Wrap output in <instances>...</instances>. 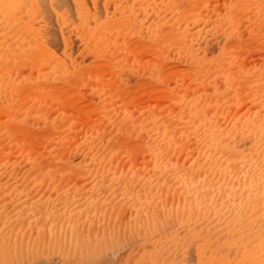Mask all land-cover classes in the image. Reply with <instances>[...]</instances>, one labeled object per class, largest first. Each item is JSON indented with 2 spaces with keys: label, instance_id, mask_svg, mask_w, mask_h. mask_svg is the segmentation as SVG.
<instances>
[{
  "label": "rangeland",
  "instance_id": "1",
  "mask_svg": "<svg viewBox=\"0 0 264 264\" xmlns=\"http://www.w3.org/2000/svg\"><path fill=\"white\" fill-rule=\"evenodd\" d=\"M98 1H99V6L97 8L100 10L99 12L102 15L106 14V11L108 10L110 11L113 10V8L111 7L105 10L106 8H104L103 7L104 4H102L103 0H98ZM196 1H197L196 7L200 8L201 11L203 10V8L207 6L214 5L215 9L212 7L214 9L212 11H214L216 16L218 14H221L222 18L217 19L215 21V20H211L212 17L207 16L210 20H208V18L205 17L201 19L203 21H199L196 24L197 31L199 30L200 27H202V29H200L199 32H195L196 30L192 31L193 35H191L192 32L190 34L189 31L186 33L187 38H185L183 34L182 39L188 43L185 44L187 48L185 49V51L182 52L177 47L175 49L174 44L171 43L174 41V37H176L174 35V31H170L172 33L168 32L169 30H167L165 26H163L162 28L164 30L158 33L159 34L158 38H156L158 40L154 38V34L143 33L140 30L137 32L138 27L136 25L137 29H135L136 28L135 24L134 26L131 25L132 26L130 27L131 29L129 28H127V30L125 29V32L126 31L129 32L131 36H129L130 34L126 35L127 33H125L124 30H120L119 28L115 27L113 28L114 30L113 33L111 32L113 30L110 31L111 33L110 32L107 33L109 35L112 34L110 35L111 36L110 38L106 37L107 43L104 42L106 41L105 37L103 40L104 43L101 41L102 39L100 38L101 44H99V46H102V44L105 45V43L106 45L109 46L107 47L105 45L104 47L103 45L104 49H102L103 47L102 48L99 47L97 43L92 42V44L93 45L96 44V46L95 45L93 46L92 44L88 43V45H92V48H89V50L84 49L81 52H77L76 50L77 49L79 50V47L82 44H80L78 39L74 38V58L76 59L75 70H78L79 72L74 70L75 72H78L75 74L73 71V73L71 74L72 76H70L71 81H69V85L68 82H65L64 88H61L60 85L57 86L58 85L57 83H56L57 85H55L56 87H54L53 89L51 88L52 86H50V88L52 89V93H55L56 95L58 93L57 97L60 98L62 97L61 99L65 103H63V106L62 103H60L61 101L58 103L55 98L56 97L55 94H54L55 95L54 99L56 100V102L51 97L46 98L47 95L46 93H49L51 91L48 89L49 88L48 86L47 88L46 86H44L46 89H48V92L44 88L45 91L42 89L39 91V94H37L38 96L40 95L39 97L36 95L37 98H39V100L40 97L44 99V100L41 99L42 103L44 102V108H46L45 103L47 105L50 98L53 99L52 101H54L55 103L52 102L50 105H48L47 108H49L51 105L54 104L57 105L58 103L59 104L57 105V107L59 106L58 109L64 111L66 110L67 111L66 113H68V115L66 116L65 120H63V118L60 119L65 121L64 123L61 124L57 123L58 121L57 114H59V116L62 115L63 117H65L64 116L65 114L63 113V111L60 110H58V113L55 114L57 110L56 106H54V108H50L48 112L47 110L46 112H44L45 109L41 108L42 104L40 103L41 104L40 105L38 102H36V104L37 105L39 104L40 106L39 105L37 106L38 108L35 109V112L36 110L38 111L40 107L43 110L42 111L43 113L41 112L42 115L44 113L45 114L48 113V115L50 114V117L48 119H47L48 115L47 117L43 115L44 119H40L42 115L41 116L38 115L39 114L38 112H36V116H33L34 115L33 111L35 108L34 106L35 101H33L34 105H32L33 102H31L33 99H25V101L28 100V103L26 101L24 105L21 104L20 106L19 104V109L20 108L22 109V107L25 108L27 105L28 106L32 105V106L29 108L27 107L29 109V113L31 114V116L28 115V119L24 121V122L29 121V125L27 124L28 129L24 128L26 130H23V128L22 129L20 128L18 132L19 134H17V137L19 136L17 142H19L20 144L21 139H23L24 137L28 138V141L26 142L29 145H31L32 148H34L33 149L34 153L33 150H31V153H27L28 151L30 152L27 143H24L23 146L25 148L24 150L25 152L27 151L26 152L27 155L33 153V155H31L33 157H30L33 159V161L29 160V162L30 163L32 162V164L39 162V166L37 163L35 164L37 166L36 167L37 169L34 171H29L27 173H22V174H12L13 176L16 177L14 179H18L20 181L25 182L26 186L24 187L13 184L5 185L6 179H3V177L7 178L6 175L3 174L2 176H0L4 180L2 181V183H0V209L11 210L16 207L18 202L21 204L25 203L27 206L25 209H23L22 213L25 212L30 215V218L24 219L22 217V213L19 214L18 217L14 218L9 223V226L6 229L8 235L17 244L22 245L23 248L27 250V253L24 254L23 259L15 261L16 264H197L196 250H197V242L199 240H192L187 234L184 233L181 236L179 232V225L177 224L178 221L176 219L173 218L167 219L166 223L162 221L161 223L164 224L163 225L161 224L162 226L158 228L159 230H149V231L142 230L143 232L140 231L139 233H130V231L125 230L126 226H134L136 224V219L134 218V206L127 202V196H126L127 184L125 183L126 179L134 178V177H143V178L150 177V180L148 181L146 186V191L148 192L149 196L153 198L155 202L159 203V205H162L163 207L165 206L175 207L174 204L178 203L181 198V192L178 188V185L172 183L174 182L173 180H167V179L162 180L159 174L156 173L151 174L148 171V166L151 164V158L149 152L151 151L152 146L150 147V144L152 145L153 143V145L158 146L161 149H164L166 154L170 155L172 153L171 158L169 157L171 160L174 161L176 160V157H179V159L181 158L182 162H184L186 160V159L184 160L185 154L181 150L182 149L184 150V148H186L185 153L186 152L188 153L190 151L188 149L194 148L195 145L192 139L191 141L187 140L188 138H186L185 135L186 133L184 134L183 132L182 133L183 137H181V129L182 130L185 129L184 127H183L184 129L181 128V126L183 125L182 120L188 119L186 116H184V113L187 112V116L188 115L190 116L191 114L190 118L192 117L196 118L199 116V112L201 111L200 115H204L205 113L211 114V116L213 115L214 118L216 119L215 115L216 112L218 111L217 115L218 116L222 115L223 117L221 119H219L218 117L217 120L224 119L225 121L226 119V121H228V119L229 120L237 119L239 115H241V118H243L247 114H249L251 110L255 109L257 105L256 101H258V96L260 94H264V69L262 68L264 67V0H239L235 4L234 12L233 11L229 12L228 10L227 11L225 10L224 2H227V0H222V1L196 0ZM87 2L91 3V0H87ZM221 4L224 7H221ZM69 6L71 12V14L69 13V16L71 15L72 17L70 16V18H73L76 16V13H74L75 8L72 2H69ZM194 7L195 4L192 7L193 10H190V12H194ZM44 8L45 7H43L42 9V16H44L46 20L49 22V26L51 28L48 31H53L54 34L53 37L56 40L55 43L49 41L50 43H48L49 44L48 46L50 48H53V46L55 45V48L53 49L60 52L62 45V43H60L62 42V34L63 36L65 35V33L67 35L68 32L67 28L59 24L55 10L52 8L50 3H46V8H45L48 11V14L47 12H45L46 10H44ZM204 21H206V24H203ZM211 22H212V26L214 27V25H216L215 27L217 28L213 29V27L211 26ZM162 29L160 28V30ZM62 30L64 32L66 30V32L64 33L62 32ZM121 31H123L125 34H123ZM230 32L234 35L231 34L230 36H228ZM198 33L201 34L199 35ZM163 34L164 36L166 35V37H164L165 39L167 37L170 38V36L171 38L170 39L167 38L165 40L163 38ZM168 34H173V35L167 36ZM109 35L105 34V36H109ZM161 35H162V40L160 39ZM113 37L115 38L112 39ZM248 37H250V39ZM108 39L115 40V42L109 45L110 43H108ZM150 39H155L157 41V44H154V42H150ZM143 40L149 41V44L147 42H142ZM169 43L172 44L173 47L172 45H169ZM159 44L162 47L161 46L157 47V45ZM190 45H193L191 46L192 48L189 47ZM93 48H95V50ZM100 48L102 49V51L100 50ZM105 49H107V52L108 51L109 52L108 53L104 52ZM161 49L163 53H161L162 51L160 52ZM224 49L226 53L224 54V57H220L223 55L222 52ZM186 50L188 52H191L192 56L195 55V57L194 58L191 57V55L188 53L189 58L188 57L186 58V55L188 56V54L184 53L186 52ZM97 51L100 54H98ZM93 52L95 54L97 52V54L95 55ZM161 54H163L165 58L163 57L162 59ZM207 54L209 55L207 56ZM98 55L101 58H99ZM210 55L213 58L214 57L215 58L214 59L210 58ZM198 57L200 58L201 62L199 61L197 63ZM192 58L195 59V61L193 60L194 63H192L193 61L189 62ZM160 59H162L163 61L162 60L160 61ZM210 59L211 61H209ZM103 60L104 62L107 61L105 65L102 64ZM116 60H119L118 64H115V62H117ZM151 61L153 63H157L155 64L156 67L161 63L160 65L161 69L160 70L155 69L154 68L155 65ZM214 61L216 62L218 61L217 64ZM86 62L91 63L92 65L89 64L91 66L88 67V65L85 64ZM93 62L95 65L93 64ZM98 63L99 64L101 63V65H98ZM150 63H152L154 67L153 66L151 67ZM214 63L216 64V66L214 65ZM82 64H84L85 67ZM228 64L229 66H227ZM231 64L233 66L231 67L230 70L232 73L230 72V75H226L224 73V70H229ZM107 65H109V67H107ZM27 66L28 67L26 68L29 69L28 64ZM101 66H103V68H101ZM214 66L216 69L214 68ZM87 67L89 70L87 69L86 70L89 72L90 69L91 71L92 69H94V71L95 70L97 71L95 73L94 71L91 72L92 73L91 75L90 74L86 75L88 73L85 74L86 70L84 69ZM24 68L25 67L23 66L22 70ZM80 68L81 69L83 68L84 71L80 72L81 71ZM206 68H208V71ZM118 69H122V70L124 69V70L119 71ZM201 69L207 71V72L205 71V76L203 75L201 76L202 73L204 74V72H202ZM221 69L223 70L221 71ZM26 70L23 71V75H27L25 74ZM113 72L115 73L116 76L117 73L121 74L123 78L119 74H118L119 76L116 77L113 74ZM208 72L209 74L211 73L212 76L211 74L210 75L207 74ZM80 73L83 74L84 77H82V75L80 78L77 77ZM93 73L97 74L96 75L97 77L100 76L101 79L98 78V82L96 80H95L96 82L94 81L95 78ZM112 74L116 79L113 78L112 79L113 82L110 83L108 81V78L111 79L113 77L111 76ZM73 77H77V80L76 78L73 79ZM196 77L199 78L198 79L199 82L197 79H195ZM225 77H228V79H225ZM81 78L83 79L87 78V79L81 80L82 81L81 83L79 82ZM117 78H120L121 80ZM89 79H92L96 83V85H94L95 83L92 84L91 82L93 81L92 80L90 81ZM72 80L75 81L73 82ZM106 80L107 82H105ZM191 80L193 81V84L196 85V88L195 85L194 86L192 85ZM114 81H117L118 85H116ZM137 82L138 83L143 82V83H140L141 86H139ZM70 83L72 84V86L70 85ZM103 83L109 84V85L107 84L109 89H107L108 87L105 85L107 88L103 90L104 93L101 90L103 89L101 88L103 87L101 85H104ZM260 83H261V87H260ZM111 84L113 86H116L117 89L115 90V87L114 88L111 87L110 86ZM133 84H137L138 86L137 85L135 86ZM73 85H75L74 87H77L75 88V90L76 89L78 90L77 94L74 93L77 91H74ZM120 85L121 86L123 85L124 87V89L122 87L121 90H125L122 91V93L119 87H117ZM190 85L192 86L190 87ZM126 86L128 87L126 88ZM197 86H199V88ZM252 86L255 87L258 86L259 89H256L255 91L252 88ZM136 87H138V89ZM188 87L192 89L198 88V90L196 91L193 90L195 91L194 94V92L193 93L190 92L192 91V89H189ZM230 87H232V90L230 89ZM110 88L112 89V91L106 92V90L107 91L111 90ZM64 89L69 90L66 91L68 94L64 93L65 92ZM71 90H73V92ZM99 90H101L102 92ZM203 90H205L204 93L202 92ZM234 90H237L236 92H240L241 94L238 95L235 94ZM70 92L74 93L73 95L74 98L72 99L71 98L69 99V97H72V94ZM199 92L201 95L198 94ZM212 93L215 96H213ZM223 93H225L224 94L225 96L223 95ZM232 93L234 94V97H232ZM41 94H43V96L46 94L44 96L46 98V101ZM191 94L193 95L192 97L196 95L197 98L203 96L204 94L205 95L202 98L200 97L199 99L196 100H192V101L190 100L188 103L185 102L186 100L188 101V99L191 97L190 96ZM183 95H187L186 99H183L185 98L183 97ZM35 98L34 100H36ZM175 98H178V100L177 99L175 100ZM181 98L184 100V102H182ZM213 98L215 99L217 98L218 101L216 102L215 99ZM226 98L227 100H225V102L222 103L224 105L222 106V104H220L219 106L220 101L222 102ZM22 101H24V99H22ZM22 101L19 103H22ZM112 101L114 102V105H116L118 109L114 107ZM94 103H97V106L96 104L93 105ZM100 104H103L105 107L104 106L102 107V105ZM119 104L120 106L124 105L125 106L124 109L118 107ZM169 104H171V106ZM159 105H161V108L159 107L158 109H156ZM217 105H218V110L215 112L214 115L213 111L217 109ZM166 106H168L167 108L170 111L165 108ZM126 107H128V109H126ZM0 108L2 109L1 105ZM96 108L101 109V111L97 110ZM174 108L175 109L178 108L177 110L180 109L179 112L184 111V113L183 112L179 113L177 110L175 111ZM143 109L145 112H147V114L144 115L140 114L143 111ZM20 110L19 112L17 111L16 113L12 112V114L15 113L14 115L16 116V119L21 117ZM104 110H106L107 113L104 112ZM166 110L169 111L168 113H170L171 111L173 112L170 113L169 115H165V113L163 112H165ZM196 110L198 111L196 112ZM2 111H0V113ZM116 111L119 112L117 113ZM221 111H223L222 114H220ZM247 111H249V113H247ZM59 112L63 114H60ZM120 112L121 114H119ZM152 112L154 113L151 114ZM177 112L178 114L176 115ZM5 113L7 114L5 117L7 118L9 116L11 117L9 120L11 121L15 120L14 115H8L9 113L11 114V112L8 111ZM174 113L176 116L172 115ZM117 114H119L120 116H118ZM162 114H164L165 116L163 115L164 118L160 119L159 115ZM4 115H5L4 112L0 114L2 118ZM37 115L40 116V118L37 119L36 118ZM130 115H132V119ZM170 115H172L171 119H170ZM233 115L236 116L232 118ZM224 116L228 118H224ZM1 117H0V123H2V121L5 122L6 119L2 120ZM69 117L71 119H69ZM72 117L76 118V120L75 121L73 120V122H71ZM102 118L105 121L102 120ZM129 118L131 119L130 121ZM148 118L150 122L149 121L147 122ZM152 119L153 122L151 121ZM238 119H240V117ZM67 120H69V122ZM133 120L135 121V123ZM7 121L8 119L6 120V122ZM117 121L118 122L120 121V123L117 124ZM123 121L125 123L127 122L126 126L124 127L123 125H125V123ZM128 121L131 122V124H128ZM154 121L157 123V124L155 123L156 124L155 126L151 124L154 123ZM162 121H165L166 123H162L163 125L161 124L162 126L161 127L159 123ZM66 122L69 123L67 125L73 131L72 136H69L71 130H69L68 133V129L70 128L68 127L66 128L67 126ZM34 123L36 125H34ZM41 123L42 126L44 124L46 125L47 128L49 127L50 129H54V127L52 126H55L56 123L58 125H56V130L54 131L50 130L49 128L48 129L50 131L48 130L46 131L45 130L47 129L46 127L43 128L45 130L44 131L42 128L39 129ZM86 123L87 125L89 123L88 125L89 127L86 125ZM32 124L35 127H32L31 126ZM50 124L52 125L49 126ZM64 124L65 126H63ZM23 125L25 126L26 123ZM164 125L166 126L170 125V126H167V129H165ZM120 127H123V129L122 128L120 129ZM38 130L39 131L42 130L43 132L41 131L39 132ZM98 130L104 132L103 135L101 136V139H99L100 136L98 138L100 143H98L97 140L98 145L101 144V152L103 151L104 146H105L104 147L105 150L107 149L106 151L104 150L105 153H103L104 155L102 154L103 156L96 158V161L98 162V163L96 162L97 165L100 163L99 167L98 168L95 167L96 163H94L95 165L94 167L91 166V162L89 163L90 165L85 164L84 163L85 158L82 156H79L77 160L71 157V154L74 151L73 144L76 141L78 142V140H79L78 143L84 140L85 139L84 135L86 134L87 136L88 132L92 133L89 135H95L96 132H100ZM119 130L120 131L123 130L122 131L123 134L119 133L117 136V133L120 132ZM165 130L169 131L170 133L169 132L168 133L170 135L166 133V136L163 140L165 141L167 140L169 144L171 140L173 149H170L168 143H165L166 145L164 146L166 147H164L163 144L161 143L156 144L158 140L154 139L153 141L152 139L153 137L150 136L151 132L156 133V134L151 133V135L153 134L154 136L160 134V136H162L161 137V141H162V138L165 135L164 133L167 132ZM34 132L37 135H35ZM60 132H64V134ZM55 133L56 134L58 133L59 136L55 135ZM65 133H67V135H65ZM53 134L55 135V137H62L60 138V140L61 139L63 140L64 138V141H61L60 143V141L58 140L59 138L55 139V137L52 136ZM44 135L46 137L51 135L52 138H50L49 136V139H45L46 137ZM115 135L116 137H114ZM173 135H175V137L177 136L179 139L181 137L180 140L183 141L184 144L191 142L192 147H190L191 143L190 144L188 143L190 148L187 147L188 144L187 146L182 144L183 146H180L181 148L180 150H178L177 146L174 145L176 142L174 141V137L172 139ZM66 136L72 141L69 139H65ZM169 136L171 138H169ZM13 138H9L10 141L8 140V138H0V148L3 145V144L1 145V143H4L3 146L6 147V150H8V147H10L9 148L10 150L12 149L11 147H13L14 148L13 150L18 155L17 151L20 150V148L16 151V149L19 146L18 147L16 146L18 143L16 142V138L15 140ZM11 140L12 141L14 140L13 143L15 144L16 142V145L12 146L13 143L12 144L9 143L12 142ZM55 140L58 141L59 146L61 144L60 150H62L61 153H63V155L64 154L66 155V160L65 157L61 158L63 157L62 155H60L61 153L58 154L59 156L56 155L60 151L58 152L56 151L57 153H52V150L56 146ZM149 140H151V142L147 144ZM175 140L177 141L176 144H178L179 142L180 145V140H177V138H175ZM7 143L10 144L11 146L8 145ZM78 143L75 144V146H77ZM54 144L55 146H53ZM58 145L55 148L58 149L59 148ZM168 147L169 149H167ZM4 152L7 153L8 151H4ZM13 152L9 151L7 154L10 156L14 154ZM22 152L24 151L21 150L20 151L21 154L19 155H22ZM42 152L45 153L47 152V154H45L46 156ZM51 153L54 155L53 157L50 156L51 159L50 158L48 159L47 156L52 155ZM23 155L21 156V158L23 157ZM173 155H175L176 157L175 156L173 157ZM181 155L183 157H181ZM3 156H1L0 159ZM9 156L8 158L5 157V159H9ZM16 157L18 156L14 155V158ZM25 158L26 157H23L22 159L27 161L28 159ZM49 161L51 162L50 164L46 163ZM66 161H68V163ZM75 161H77L78 164ZM177 163H179V160L177 161ZM65 165L67 167H64ZM117 179H121L122 181H124L125 189L122 184L123 182L119 183L117 182ZM98 201L101 202V204L100 203L98 205L93 204L94 202H98ZM128 222H134V224L130 225L128 224ZM92 224L94 226H90ZM1 226H2V221L0 220V228H2ZM184 235L187 236L184 237ZM97 237H99V240H102L104 242L101 244L102 247L99 248V250L97 249V243H96ZM154 240L156 242L157 248L158 247L161 248L157 250V256L155 260H152L151 257L156 253V251H150V250L144 251L143 249L146 247V245L149 242H153ZM190 240L191 242L193 241L192 245L190 244ZM226 249L228 250V254H229V250L232 251V248H224L223 253L227 252ZM233 250H234L233 251L234 254L236 255L237 253L236 250L235 249ZM233 252H231L230 256L234 255L232 254ZM230 256L228 255V258H231ZM234 256L232 258H234ZM232 258L230 259V263H232L233 261Z\"/></svg>",
  "mask_w": 264,
  "mask_h": 264
},
{
  "label": "bare ground",
  "instance_id": "2",
  "mask_svg": "<svg viewBox=\"0 0 264 264\" xmlns=\"http://www.w3.org/2000/svg\"><path fill=\"white\" fill-rule=\"evenodd\" d=\"M238 1L239 0H227V2H224L225 7L222 6V4H221V7H224L226 11L228 10L229 12H232V11L234 12L235 11L234 10L235 4ZM69 2H72V4L74 5V8H75L74 13H76L77 17L75 16L73 18H70L71 15L69 16V13L71 14V12H70ZM46 3L51 4L52 8L55 10L56 17H57L59 24L61 26H65L67 28V31H68L67 35H66V33H65L66 30H65V32L62 30V32H64L65 35L63 36V34H62V42H60V43H62V45H61L60 52L53 49V48H55V45L53 46V48H50L48 46L49 45L48 43H50L49 41L55 43L56 40L53 37V35H54L53 31H48L51 28L49 26V22L46 20V18L44 16H42V9H43V7L46 8ZM196 3H197L196 0H103L102 4H104L103 7L106 8L105 10L109 9L110 7L113 8V10L112 9H111L112 11L108 10V11H106V14L102 15L99 12L100 10L97 8L99 6L98 0H91V3H88L87 0H0V105L2 107V109L0 108L1 109L0 111L3 110L2 112H4V114H5L3 116V118L1 116L0 117L2 120L8 119V121H9V122L8 121L6 122V120H5V122L2 121V123H0V138H8V140L10 141L9 138L14 137L13 139L15 140V138H16V142H17V139L19 137V136L17 137V134H19L18 132H19L20 128L21 129L23 128V130L28 129L27 124L29 125V121H27L28 123L24 122V121H26V119H28V115L31 116L28 108L31 107L32 105H34L33 101H35V105H34L35 108L33 111L34 115L32 114L33 116H36V112H38L39 113L38 115L41 116L42 115L41 112L43 111L42 109H45L44 112H46V110L48 112L50 108H54V106L57 107V105H59L58 103L60 101H61L60 103H62V106H63V103H65V102L61 99L62 97L61 98L57 97L58 91L56 92L57 93V95H56L55 93H52V89L54 87H56L55 85H57V84H58L57 86L60 85L61 88H64V85H65L64 83L68 82V85H69V81H71L70 76H72L71 74L73 73V71L76 68L75 67L76 59L74 58V38L78 39L80 44H82L79 47L80 51L78 49L76 50L77 52H81L84 49L89 50V48H92V45H93L92 42L97 43L99 46V44H101L100 40L102 39L101 41L103 42L104 37L106 40L104 42L107 43L106 37L110 38L111 37L110 35H112V34L109 35L107 33H109L115 27L119 28L120 30H124V32H125V29L126 30H127V28L131 29L130 27L134 26V24H135V27H136V25L138 27L137 32L140 30L143 33L154 34V38L156 39V38H158V35H159L158 33L162 32L164 30L162 28H163V26H165L166 29L169 30L168 32L174 31V35L176 37L173 36L174 41L172 40L173 42H171V43L174 44L175 49L177 47L182 52V51H185V49L187 48L185 44L188 43L182 39L183 34H184L185 38H187L186 33L190 31V34H191L192 31H195L197 29L196 24L199 21H203L201 19H203L207 16L212 17L213 19L211 18V20H215V21L217 19L222 18L221 14H218L216 16L214 11H212L215 9L214 5L213 6H211V5L207 6V7L203 8V10L201 11L200 8L196 7V5H197ZM194 4H195L194 12H190V10H193L192 7L194 6ZM208 7H211V8H208ZM45 8H44V10H46ZM216 9H217V7H216ZM45 12H47V14H48L47 10ZM222 13H224V12H222ZM208 20H210V19L208 18ZM221 21H224V20H221ZM203 24H206V21H204ZM216 24H217V22H216ZM220 24H221V22H220ZM211 26H212V22H211ZM215 26L216 25H214V27L212 26L213 29L217 28ZM137 27L135 29H137ZM160 28L162 30H160ZM63 29H64V27H63ZM200 29H202V27H200L199 30ZM115 30H118V29H115ZM199 30L198 31L196 30L195 32H199ZM251 30H253V29H251ZM111 32L113 33L114 30ZM121 32L123 34L127 33L126 35L130 34L127 31L125 33L123 31H121ZM170 33H172V32H170ZM105 34L109 35V36H105ZM231 34L232 33L230 32L228 36H230ZM169 35H173V34H168L167 36H169ZM191 35H193V32ZM232 35H234V34H232ZM129 36H131V34ZM160 37H161L160 39L162 40V35ZM164 37H166V35L164 36V34H163V38ZM114 38L115 37H113L112 39H114ZM170 38H171V36H170ZM170 38H168V39H170ZM248 38L250 39V37H248ZM147 39H148V37H147ZM155 39H150V42H154V44H157L156 40H158V39H156V40ZM195 39H197V38H195ZM109 40L110 39H108V43H110L109 45H111L113 42H115V40H110V42H109ZM142 42H147L149 44V41L143 40ZM193 42H194V40H193ZM54 43H52V44H54ZM88 43H90L92 45H88ZM106 43H105V45H106ZM158 43H160V42H158ZM94 45L96 46V44H94ZM103 45L104 44H102V46H99V47L102 48ZM105 45H104V47H105ZM169 45H172V44L169 43ZM193 45H190L189 47H191ZM106 46L109 47L108 45H106ZM159 46H161V45L160 44L157 45V47H159ZM104 47L102 49H104ZM172 47H173V45H172ZM101 48H100V50L102 51ZM170 48H171V46H170ZM93 49L95 50V48H93ZM161 51H162V49L160 50V52ZM97 52H96V54H97ZM104 52H107V49H105ZM223 52H222V54H223L222 56H220V55H218V56L224 57V54L226 53L225 49L223 50ZM161 53H163V51ZM184 53L185 54L189 53L190 55L192 54L191 52H188L187 50ZM75 54H76V52H75ZM98 54H100V53L98 52ZM189 54H188V56L186 55V58L187 57L189 58ZM161 55H162V57H161L162 59H163V57L165 58V56H163V54H161ZM193 55H194V53H193ZM208 55L209 54H207V56ZM166 56H167V54H166ZM196 56H198V55H196ZM98 57H99V55H98ZM191 57L194 58L195 55L194 56L191 55ZM200 57H203V56H200ZM99 58H101V57H99ZM193 58L189 62H191L193 60L195 61V59H193ZM210 58L214 59L215 57L213 58L210 55ZM225 58H226V56H225ZM162 59H160V61ZM198 59H197V63L199 61L201 62L199 57H198ZM116 61L117 62H115V64H118L119 60H116ZM152 61H154V60H152ZM194 61L192 63H194ZM209 61H211V59ZM78 62H79V60H78ZM82 62H84V61H82ZM95 62H96V60H95ZM102 62L101 63L104 65H105V63H107V61L104 62V60ZM214 62L217 64L218 61L217 62L214 61ZM101 63L100 64L98 63V65H101ZM152 63H150L151 67L152 66L154 67V65L157 64V63H153L154 64L153 65ZM203 63H205V62H203ZM215 63H214V65L216 66ZM25 64H26V66H25ZM27 64L29 65L30 70L26 68V67H28ZM85 64L88 65V67L92 65L91 63H87V62ZM89 64H91V65H89ZM93 64H94V62H93ZM82 65H84V64H82ZM109 65H107V67H109ZM160 65H161V63H160ZM160 65H158L159 67L157 66L158 68L155 65L154 68L157 70H160L161 69ZM212 65H213V63H212ZM219 65H221V64H219ZM222 65H223V63H222ZM23 66L27 70L25 68L22 70ZM201 66H202V64H201ZM215 66H214V68H215ZM227 66H229V64ZM84 67H85V65H84ZM88 67L85 68L84 70H86V69L89 70ZM231 67H233L232 64L230 66V69L227 67L229 70H224V73L226 75H230ZM83 68L82 69L80 68V70H81L80 72L84 71ZM101 68H103V66H101ZM110 68H111V66H110ZM262 68L264 69V67H262ZM206 69L208 71V68H206ZM24 70L27 71V72L25 71V74H27V75H23ZM87 70H86L85 74L86 73H88V74H86V75H89V74L91 75L92 74L91 72L94 71V69H92V71L90 69V72ZM118 70L120 71L122 69H118ZM219 70H220V68H219ZM222 70L223 69H221V71ZM75 71H78V70H75ZM75 71H74L75 74L79 72V71L78 72H75ZM96 71L97 70H95L94 73ZM119 71H117V72H119ZM201 71L204 72V74L202 73L201 76L202 75L205 76L206 70L204 71L201 69ZM213 71H214V69H213ZM209 72L207 74H209ZM21 73H22V75H21ZM113 74L115 75L114 72H113ZM113 74L111 76H113ZM118 74L119 73H117V76H119V75L122 76L121 74H119V75ZM81 75H82V77H84L83 74H81V73L78 76L77 75H75V76L80 78ZM96 75L97 74H94V78H95L94 81L96 80L98 82V78L99 79H101V78H100V76L97 77ZM220 75H222V74H220ZM253 75H252V77H253ZM211 76H212V74H211ZM222 76H224V75H222ZM243 76H241V77H243ZM77 77H73V79L76 78V80H77ZM96 77H97V79H96ZM24 78H26V79H24ZM113 78H115V77L113 76L111 79L108 78V81L110 83H112ZM120 78H117V79H120ZM122 78H123V76H122ZM199 78H200V76H199ZM199 78L196 77L195 79L198 80ZM86 79L81 78L79 82L82 83L81 80H86ZM225 79H228V77H225ZM89 80L91 81L92 79H89ZM94 81L91 83L94 84L96 82V81L95 82ZM191 81H190V84H191ZM60 82H61V84H60ZM103 82H104V80H103ZM105 82H107V80ZM114 82L116 85H118L117 81H114ZM198 82H199V80H198ZM76 83H77V81H76ZM140 83H143V82H140ZM140 83L137 82V84L139 86H141ZM103 84L104 85H101V86H103V87H101V88H103V89H101L102 91L108 87L107 86L108 83L107 84L103 83ZM137 84H133V85L136 86ZM70 85L72 86L71 83H70ZM94 85H96V83ZM192 85L193 86L195 85V84H193V81H192ZM192 85H190V87ZM44 86H46V88L48 86L49 87L48 89L51 90L49 92L50 94L49 93H46L47 95L45 94L46 98L51 97L54 99V97L56 95L55 98L58 102L57 105L54 104V105H51L52 107L50 106L49 108H47L48 105H50L52 102L53 103L56 102L55 99H54V101H55L54 102V101H52L53 99L49 98V102L47 101L48 102L47 105L45 103L46 108H44V102L42 103V100H44V99L40 97V100H39V98H37V96H38L37 94H39L40 90H42V89L44 90V88H45ZM50 86H52L51 87L52 89L50 88ZM74 86L75 85H73V87ZM110 86L113 88L115 87V90L117 89L116 86H113L112 84ZM120 86H117V87H119V89L122 93V91H125V90H121L123 85L121 86V88H120ZM127 87L128 86H126V88ZM190 87H188V88L192 89ZM197 87L199 88V86H197ZM232 87H230L231 90H232ZM260 87H261V83H260ZM46 88H45V90L48 92V89H46ZM66 88H68V87H66ZM75 88H77V87L73 88L74 91H77V92H74V93L77 94L78 90L77 89L75 90ZM136 88L138 89V87H136ZM136 88H135V90H136ZM195 88H196V85H195ZM198 88L192 89V91H190V92H192V93L194 92V94H195V91L198 90ZM252 88L255 91H256V89H259L258 86L257 87L252 86ZM59 89H60V87H59ZM107 89H109V87ZM123 89H124V87H123ZM101 90H99V91H101ZM193 90H195V91H193ZM66 91H69V90H65V92H64V93L68 94ZM71 91L73 92V90H71ZM109 91H112V89L108 90V91L106 90V92H109ZM204 91L205 90H203L202 92L204 93ZM234 91H235L234 93L237 95L241 94L240 92H236L237 90H234ZM200 92L198 93L199 95H201ZM227 92H229V91H227ZM51 93H52V95H51ZM74 93H71L72 97H69V99L74 98L73 97ZM103 93H104V91H103ZM181 94H184V93H181ZM205 94H207V93H205ZM215 94H218V93H215ZM224 94L225 93H223V95ZM41 95L43 96V94H41ZM49 95H51V96H49ZM187 95H188V93H187ZM187 95H183V97H185L183 99H186ZM35 96H36V98H35ZM69 96H70V94H69ZM190 96L191 97L188 99V101L186 100L185 102L188 103L190 100L192 101V100L199 99L200 97L201 98L203 97V96H200L199 98H197L196 95L194 97H192L193 96L192 94ZM213 96H215V95L213 94ZM228 96H230V95H228ZM232 97H234L233 93H232ZM34 98L36 100H34ZM46 98H45V101H46ZM57 98H59V99H57ZM75 98H77V97H75ZM217 98L216 99L213 98V99H215V101L217 102L218 101ZM22 99H24V101H22ZM25 99H33L32 101L30 100L31 102H33V104L32 105L30 104L31 106L27 105L25 108L22 107V109L20 108L21 109L20 110L19 104L21 106V104L24 105L26 101L28 103V100L25 101ZM176 99L178 100V98H175V100ZM183 99H182V102H184ZM225 100H227V98L224 99L222 102L219 100L220 101L219 106H220V104L225 102ZM21 101H22V103H19ZM36 102H38L39 104L40 103L42 104V107H41L42 109L39 107L38 111L36 110V112H35V109H37L38 108L37 106L39 105V104L37 105ZM106 102H105V104H106ZM170 102H172V101H170ZM256 102H257V105H256L255 109L251 110L250 113H249V111H247V113H249L247 115L244 113L246 115L245 117L241 118V115H239L238 118L240 117V119H238V118L237 119H231V120L228 119V121H226V119H225L226 122L224 121V119L223 120H217L218 117H219V119H221L223 117L222 115H219V116L217 115L218 105H217V109L213 111L214 115H215V112L217 111L216 115H215L216 119L214 118L213 115L211 116V114L205 113L204 115H200L201 111L199 112L198 117L190 118L191 114H190V116L189 115L187 116V112L184 113V111H181L184 113V116H186L188 118L186 120H182L183 125L181 126V128L184 127L185 129L184 128H183L184 130L181 129V137H183L182 133L184 132V134L186 133L185 135H186V138H188L187 139L188 141L189 140L191 141V139L194 141V143H195L194 148H192V149L187 148L190 151L192 150L191 152H193V149H194V152L191 153L189 151L191 154L189 152H188L189 153L188 154L187 152L185 153L186 148H184V150L182 149L181 151H183L185 154L184 160L186 159L185 160L186 162L184 160H183L184 162H182L181 158L179 159V157H176L175 155H173V157L174 156L176 157V160L178 158L179 163H177L178 160L173 161L170 159L172 153L170 155L166 154L164 149H161L158 146L153 145V143H152V145L150 144V147L152 146V148H151V151L149 152L150 158H151V164L148 166V171L151 174L152 173L159 174L160 178H162V180H164V179L173 180L174 182H172V183H175L178 185V188L181 192L180 201L178 203L174 204L175 207H169V206L163 207L162 205H159V203L155 202L153 200V198L151 196H149L148 192L146 191V186H147L148 181L150 180V177H148V178L134 177V178L126 179L125 183L127 184V188H126L127 202L134 206V218L136 219V224L134 226H126L125 230L130 231V233H139L142 230H144V231L159 230L158 228H160V226H162L164 223H166L167 219L173 218V219H176L178 221L177 224L179 225V232H180L181 236L184 233V234H187L192 240H199L197 242V250H196L197 264H264V94H260L258 96V101H256ZM97 103H94L93 105L96 104V106H97ZM108 103H110V102H108ZM112 103L114 105L113 101H112ZM112 103H110V104H112ZM173 103H174V101H173ZM100 105H102V107L104 106L103 104H100ZM169 105L171 106V104H169ZM223 105L224 104H222V106ZM58 107L56 108L57 110L55 109L56 112L54 110L55 114H57L58 110H60V109H58ZM114 107H116V105H114ZM114 107H112V108H114ZM118 107L124 109L125 106L124 105L120 106V104H119ZM159 107L161 108V105H159L156 109H158ZM167 107L168 106H166L165 108L167 110H169ZM60 108H61V105H60ZM96 109L101 111V109H98V108H96ZM102 109H104V108H102ZM126 109H128V107H126ZM174 109H172V110H174ZM177 109L178 108H176L175 111ZM19 110L21 112L20 113L21 117L16 119V116L14 114L17 111L19 112ZM8 111L11 112V114L9 113L8 115H14L15 120H13V121L9 120L11 118L10 116L8 118L5 117L7 115L5 112H8ZM60 111H63V113L65 114L64 115L65 117H63L62 115H61L62 116L61 117V116H59V114H57L58 115L57 116V119H58L57 123H59V124L64 123L65 121H63V120H65L66 116L68 115V113H66L67 112L66 110L65 111L60 110ZM143 111H144V109H143ZM143 111L140 114H143V115L147 114V112H145V111L143 112ZM166 111L163 112V113H165V115H169L170 113L173 112V111H171L170 113H168L170 111L169 110V111H167V113H168L167 114ZM177 111L179 112L180 109ZM197 111L198 110H196V112ZM210 111H212V110H210ZM12 112H15V113L12 114ZM104 112H106V110H104ZM178 112L176 113V115L178 114ZM181 112H179V113H181ZM205 112H206V110H205ZM213 112H212V114H213ZM222 112L223 111H221L220 114H222ZM63 113H60V114H63ZM113 113H115V112H113ZM153 113L154 112H152L151 114H153ZM119 114H121V112ZM119 114H117V115L120 116ZM38 115L36 117L37 119L40 118V116H38ZM43 115L47 117L48 113H46V114L44 113ZM43 115L40 119H44ZM123 115H124V113H123ZM163 115L164 114L159 115L160 119L164 118L165 115L164 116ZM172 115H175V113ZM172 115H170V119H171ZM53 116H54V114H53ZM130 116L132 119V115H130ZM175 116H173V117H175ZM235 116L236 115H233L232 118ZM49 117H50V114L48 115L47 119ZM62 118H63V120H60ZM224 118H228V117L224 116ZM51 119H52V117H51ZM69 119H71V118L69 117ZM131 119L129 118V121ZM153 119H154V117H153ZM153 119L151 120L152 122H153ZM73 120L75 121L76 118L72 117L71 122H73ZM102 120H104V119L102 118ZM102 120H101V122H102ZM116 120H117V118H116ZM116 120H114V121H116ZM176 120H178V119H176ZM67 121L69 122V120H67ZM125 121H127V120H125ZM129 121H128V124H131V122H129ZM148 121L150 122L149 118L147 119V122ZM68 122H66V125L69 124ZM25 123H26V125H25L26 127L23 125ZM57 123L55 124V126H52V127H54V129H50L49 127L48 128L50 130H53V131L56 130V125H58ZM119 123H120V121L119 122L117 121V124H119ZM126 123H125V125H123V127L126 126ZM134 123H135V121H134ZM141 123H143V122H141ZM145 123H144V126H145ZM155 123L156 122L154 121V123H151V124H153L155 126L157 124V123L156 124ZM162 123H166V122L165 121L160 122L159 123L160 126ZM36 124H37V122H36ZM36 124L34 123V125H36ZM51 125L52 124H50L49 126H51ZM70 125H73V124H70ZM86 125H87V123H86ZM88 125H89V123H88ZM31 126L35 127V126H33V124ZM41 126H42V123L40 124L39 129H41V128L43 129L44 127H46V125H44V124L42 127ZM63 126H65V124ZM147 126H148V124H147ZM164 126H165V129H167V126H170V125H167V126L164 125ZM38 127H37V129H38ZM67 127H68V125L66 126V128ZM123 127H120V129L121 128L123 129ZM161 127H160V130H161ZM24 128H26V129H24ZM48 128L45 130L50 131ZM68 128H70V127H68ZM92 128H93V125H92ZM59 130H61V129H59ZM69 130H71V128L68 129V133H69ZM38 131H36V132H38ZM40 131L43 132L42 130H40ZM98 131H100V130H98ZM122 131L118 132L117 136L119 133H122ZM165 131H167V130H165ZM31 132H33V131H31ZM70 132L72 134L69 133V136H72L73 131L71 130ZM168 132L169 131L164 133L165 135L162 138V141H161L162 136H160V134L155 135L156 136L155 137L153 134H156V133L151 132L153 134L151 135V133H150V136L153 137L152 138L153 141H154V139L158 140L156 144L161 143L164 146V145H166L165 143H168L167 140L166 141L163 140L166 136V133L168 135H170L169 134L170 132L169 133ZM60 133L64 134V132H60ZM96 133H99L101 135L96 134ZM96 133H95V135H89L92 133L88 132L87 136H86V134L84 135V138H85L84 140H82L80 143H78L79 140H78V142L76 141L73 144L74 151L72 152L71 157H73L75 160H77L79 156H82L85 158V161H84L85 164L90 165L89 163L91 162V166L94 167L95 166L94 163L97 162L96 158L103 156L104 155L103 153H105V151L107 150V149L105 150V148H104L105 146L104 147L102 146L103 151L101 152V144L98 145V143H100L99 139H101V136L103 135L104 132L100 131V132H96ZM34 134H35V132H34ZM35 135H37V134H35ZM55 135L59 136L58 133L57 134L55 133ZM55 135L53 134L52 136L55 137ZM65 135H67V133H65ZM49 136H50V138H52L51 135H49ZM49 136H47L48 138L45 136L46 137L45 139H49ZM99 136H100V138H99ZM114 137H116V135ZM173 137H174V141L176 143H177V141L175 140V138H177V140L181 139V137L179 139L177 136L175 137V135L172 136V139H173ZM36 138H37V136H36ZM60 138H62V137H55V139H58L61 143V141H64V138H63V140L62 139L60 140ZM169 138H171V137L169 136ZM65 139H69V138L66 136ZM102 139H103V137H102ZM182 139H184V138H182ZM69 140H71V139H69ZM97 140H98V143H97ZM13 141L9 142V143L12 144ZM26 141H28V138L24 137L23 139H21L20 144H19V142H17L18 143L17 145H16V142H15V144L14 143L12 144V146H14V145H16L17 147L19 146L16 149V151H17L20 148V150L17 151L18 155L13 150L14 149L13 147H11L12 148L11 150L9 149L10 147H8V150H6V147L3 146L4 143H1V145L3 144L1 146L2 149L0 148L1 149L0 155L2 154L1 156L6 155L5 157L8 158L9 155L7 153L9 151H11V152L14 151L13 152L14 154L11 153L13 155H10L9 159H5L4 156L0 159V176H2L4 174L7 177V178L3 177V179H6L5 185L13 184V185H20L22 187L26 186L25 182L20 181L18 179H14L16 177L13 176L12 174H22V173H27L29 171H34L37 169L36 168L37 166L35 165L37 163L39 166V162H36L33 164H32V162L31 163L29 162V160L33 161V159L30 157H33L31 155H33V153H34V150H33L34 148H32L31 145H29ZM117 141H119V140H117ZM150 142H151V140H149V142H147V144H149ZM172 142H173V140H172ZM182 142L183 141L180 140V145H179V142H178V144H176V143L174 144L175 146H177L178 150H180V148H181L180 146H183V145L187 146L188 143L189 144L191 143V142H188L187 144H184V142L183 143ZM24 143H27V145L29 147L27 145L26 146L28 147V149H30V152L29 151L28 152L26 151V152L31 153V150H33L32 154H29V155L26 154V152L24 150L25 148L23 147ZM55 143H56V146H55V144L53 146L57 147V145L59 144L58 141L55 140ZM77 143H78V145L75 146V144H77ZM10 144H8V145H10ZM21 144H23V145H21ZM189 144L187 147H189ZM63 145H65V144H63ZM191 145H192V143L190 144V147H192ZM168 146L170 147V149H173L171 140H170V144ZM55 147H54V149L52 148L53 149L52 153H57L58 151H60L59 153L56 154L57 156H59L58 154H60L62 152V150H60L61 144H60L58 149ZM164 147H166V146H164ZM169 147L167 149H169ZM21 150H23L25 152V153L22 152V155L24 154L23 157H26L28 159L27 160L28 162L26 160L22 159L23 157L21 158L22 155H19V154H21L20 153ZM4 151H8V152L5 153ZM169 151H171V150H169ZM42 153H44V155L47 154V152L46 153L42 152ZM48 154H49V152H48ZM184 154H182V155H184ZM14 155L18 156V157L14 158ZM53 155L54 154L48 155L47 156L48 159L50 158V156L53 157ZM60 155L63 156V157L60 156L61 158L65 157V160H66L65 154L63 155V153H61ZM167 155H168V157H167ZM182 155H181V157H183ZM186 156H188V157H186ZM60 157H58V158H60ZM34 162H35V160H34ZM66 162L68 163V161H66ZM75 162H77V161H75ZM46 163L50 164L51 162L49 161ZM97 163L95 166L96 168H98L100 165V163L98 165H97ZM77 164H78V162H77ZM45 167H47V166H45ZM64 167H67V166L65 165ZM75 168H76V166H75ZM156 174H154V175H156ZM3 179H2V177H0V183H2V181H4ZM117 182H119V183L123 182L122 184H123L124 189H125L124 181H122L121 179H117ZM99 203L101 204V202H99V201L94 202L93 204L98 205ZM26 206L27 205L25 203L21 204L18 202L16 207L11 209V210L0 209V220L2 221V226H1L2 228H0V264H16L15 261L23 259L24 254L27 253V250L24 249L22 245L17 244L8 235V232L6 231L7 227L9 226V223L14 218L18 217V215L22 213L23 209H25ZM162 208H165L166 210L162 209ZM22 217L24 219H27V218H30V215L24 212V213H22ZM162 221H164L163 224L161 223ZM128 224L133 225L134 222H128ZM90 226H94V225L92 224ZM187 235H184V237ZM104 240H106V239H104ZM96 243H97V249L99 250V248L102 247L101 244L104 242L102 240H99V237H97ZM192 243H193V241L191 242V240H190L191 245H192ZM160 248L161 247L157 248L156 242L154 240L153 242H149L143 250L144 251H148V250L156 251V253L151 257L152 260H155V258L157 256V250ZM224 248H232V251L229 250V254H228V250L226 249L227 252H225L226 253L225 254V253H223ZM233 249L236 250V252H237V253L235 252L236 255L234 254ZM226 250H224V251H226ZM231 252H233L232 254L235 255V256L233 255L234 258H232L233 256H230ZM228 255L233 259L232 263H230L231 258H228Z\"/></svg>",
  "mask_w": 264,
  "mask_h": 264
}]
</instances>
